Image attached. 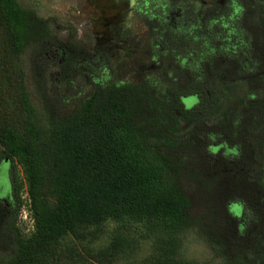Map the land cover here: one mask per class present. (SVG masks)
<instances>
[{
  "label": "trees",
  "instance_id": "1",
  "mask_svg": "<svg viewBox=\"0 0 264 264\" xmlns=\"http://www.w3.org/2000/svg\"><path fill=\"white\" fill-rule=\"evenodd\" d=\"M52 34L49 18L19 0H0V166L6 159L12 163L17 199L8 226L15 248L5 264H113L136 249L139 239L129 232L143 234L146 223L177 237L194 219L183 182L187 174L207 193L208 227L226 251L225 264H250L251 249L245 251L243 243L252 224L243 231L222 209L225 177L212 171L229 168L232 158L219 151L221 145L206 148L196 137L199 127L189 131L193 153L176 139L182 119L205 121L208 103L198 77L186 84L145 78L97 84L73 113L60 115L51 107L44 116L32 101L22 57ZM228 53L235 62L249 58L250 50ZM17 166L34 219L29 237L16 225L23 186ZM109 220L119 226L103 245L102 227ZM156 245L139 264H191L178 256L173 241L162 238Z\"/></svg>",
  "mask_w": 264,
  "mask_h": 264
},
{
  "label": "rangeland",
  "instance_id": "2",
  "mask_svg": "<svg viewBox=\"0 0 264 264\" xmlns=\"http://www.w3.org/2000/svg\"><path fill=\"white\" fill-rule=\"evenodd\" d=\"M19 1L52 22V37L31 45L22 57L32 101L44 116L51 107L60 115L73 113L97 84L144 78L186 84L198 77L208 103L205 121L182 119L176 139L184 152L193 153L189 131L199 127L196 137L206 148L221 145L219 151L232 158L229 168L212 170L225 177L220 206L243 231L252 224L243 248L251 249L250 264H264V0ZM246 48L250 59L230 58L228 51ZM17 171L23 186L16 225L29 237L34 219L21 166ZM183 182L193 203L191 227L177 237L147 223L143 234L131 230L130 237L139 239L136 249L113 264H139L162 238L173 241L178 256L191 264L226 263V251L208 227L206 191L191 174ZM12 221L0 219L4 264L15 248ZM118 226L109 220L102 227L103 245Z\"/></svg>",
  "mask_w": 264,
  "mask_h": 264
},
{
  "label": "flooded vegetation",
  "instance_id": "3",
  "mask_svg": "<svg viewBox=\"0 0 264 264\" xmlns=\"http://www.w3.org/2000/svg\"><path fill=\"white\" fill-rule=\"evenodd\" d=\"M215 24V21L213 22ZM4 163L0 166V219L8 221L13 219L17 210V199L15 196L14 176L12 163Z\"/></svg>",
  "mask_w": 264,
  "mask_h": 264
}]
</instances>
